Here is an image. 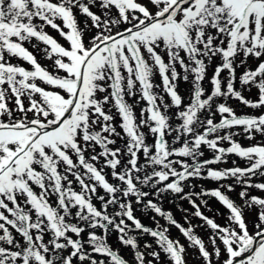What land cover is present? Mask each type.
I'll list each match as a JSON object with an SVG mask.
<instances>
[{"label": "snow or ice", "instance_id": "obj_1", "mask_svg": "<svg viewBox=\"0 0 264 264\" xmlns=\"http://www.w3.org/2000/svg\"><path fill=\"white\" fill-rule=\"evenodd\" d=\"M172 227L264 264V0H0V264H186Z\"/></svg>", "mask_w": 264, "mask_h": 264}, {"label": "rangeland", "instance_id": "obj_2", "mask_svg": "<svg viewBox=\"0 0 264 264\" xmlns=\"http://www.w3.org/2000/svg\"><path fill=\"white\" fill-rule=\"evenodd\" d=\"M50 34H52L53 36H55L58 40H60L61 43H63V40L59 37L58 33H56L54 30H50ZM38 59H40V57L38 56ZM42 63L44 64H48L50 63L49 61H41ZM157 77H159L158 75H156ZM155 76V77H156ZM154 77V79H155ZM159 81H160V77H159ZM159 83V82H158ZM187 87L185 86V84L181 83L180 84V88L179 90L181 91V93H185L187 90ZM156 91H158V89H156ZM129 102L131 103L132 100L129 99ZM236 108L238 109L239 107H243L242 105H239L238 102L236 103H233ZM141 106H144V102H142L139 106H137L136 108V111H137V114H139V108ZM251 110L250 109H247L244 111V112H250ZM243 144H245L244 142V139L243 137H239L238 138ZM247 145V144H245ZM227 146V145H225ZM235 160L237 162V164L241 167L244 166V162L241 161L238 157H235V156H230L228 158V163L227 164H221V165H218L217 167H231L232 166V161ZM194 183H197V184H200V185H203L205 188H214L216 187V182H213V181H195ZM197 191H199V188L196 189ZM240 189L237 188V192L239 191ZM230 195H233V198H235V195L234 194H230ZM170 198H171V201L174 199L171 195H170ZM199 203V201H197ZM209 204L211 205V208H212V211H206L205 209H201L202 211L205 212V215H208L210 217H214L216 219V222L217 223H225V217L227 215V210L225 208H223L215 199H210L209 200ZM177 205L185 208V209H188L189 210V213L192 211L191 209V206L189 205V203L187 201H180L178 199L175 200L174 203H170V208L169 210H171L175 216V218L180 221H184L183 219L181 220L180 218H183L184 216V213L180 212L177 210ZM217 211H219V213H221V215H216ZM254 215V213H250L249 214V218H251L252 216ZM191 222L193 225H198L201 223V221H199L198 219H195V218H191ZM185 227H187V225H185ZM196 234L199 235L206 243H208V236L210 234L209 230H207L206 228H197L196 229ZM173 239H179L180 243L183 244L185 246V248L187 249L186 253H185V260H186V264H203V261L200 260V259H197L198 257V251H196L195 249H189L188 248V242L186 241V239L180 234L179 231H176V233H173L172 235H170Z\"/></svg>", "mask_w": 264, "mask_h": 264}]
</instances>
